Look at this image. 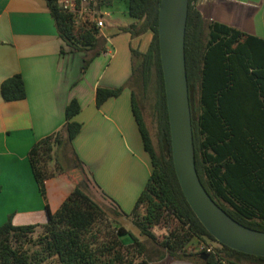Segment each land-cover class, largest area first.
Segmentation results:
<instances>
[{"label":"trees","instance_id":"16d2710c","mask_svg":"<svg viewBox=\"0 0 264 264\" xmlns=\"http://www.w3.org/2000/svg\"><path fill=\"white\" fill-rule=\"evenodd\" d=\"M45 1L65 46L90 52V57L83 58L85 74L91 62L108 48L107 39L95 28L75 25L58 0ZM198 1L189 0L185 35L197 173L211 199L232 219L264 232V40L206 20ZM113 2L100 0L102 5ZM160 2L127 0L131 22L118 30L132 40L151 33V41L144 52L130 46L131 75L123 86L96 89L98 108L118 98L125 89L131 91L132 113L152 171L130 213L112 199L110 207L116 218L130 220L138 236L88 193L85 165L73 147L82 130L75 120L82 108L77 99H72L65 108L64 127L37 141L29 151L32 175L46 203L47 221L43 225H17L10 215L0 227V264H152L167 256L190 259L191 264H264L262 257L218 243L197 219L181 190L171 155L160 59ZM106 22V28L111 27L108 19ZM60 53H65V47ZM0 91L6 103L24 100L22 75L5 79ZM149 97L153 98L154 128L144 115ZM71 171H79V176ZM58 175H67L74 190L51 212L46 183ZM158 227L167 229L162 240L153 233ZM38 229L42 230L39 235ZM124 237L131 241H123ZM194 241L197 246L218 243L220 248L211 254L189 252Z\"/></svg>","mask_w":264,"mask_h":264},{"label":"crops","instance_id":"0c3cea01","mask_svg":"<svg viewBox=\"0 0 264 264\" xmlns=\"http://www.w3.org/2000/svg\"><path fill=\"white\" fill-rule=\"evenodd\" d=\"M114 4L104 7L111 22L102 35L110 41L108 48L111 41L115 46L117 38L118 22L114 12L111 15L107 11ZM197 7L206 20L264 40V0H199ZM139 41L130 40L123 63L119 57L112 63L119 53L115 46V55L108 57L111 63L95 59L80 80L82 54L60 39L46 1L0 0V87L16 74L22 75L26 86V98L21 101L6 103L0 91V227L10 215L17 225L46 223V203L32 175L29 151L37 141L64 127L65 108L72 99L82 108L75 118L82 130L73 147L85 165L91 194L94 190L109 204L114 200L123 211L132 209L129 199L134 202L141 194L151 169L132 113L131 91L125 89L98 108L96 89L116 88L127 82L131 75L130 46L138 48ZM126 59L129 63L124 62ZM73 188L67 175L46 183L51 212Z\"/></svg>","mask_w":264,"mask_h":264},{"label":"water","instance_id":"95a60500","mask_svg":"<svg viewBox=\"0 0 264 264\" xmlns=\"http://www.w3.org/2000/svg\"><path fill=\"white\" fill-rule=\"evenodd\" d=\"M188 8L189 0H161L159 7V49L174 171L190 208L218 243L264 258V232L232 219L211 199L197 173L185 59Z\"/></svg>","mask_w":264,"mask_h":264},{"label":"rangeland","instance_id":"374dc122","mask_svg":"<svg viewBox=\"0 0 264 264\" xmlns=\"http://www.w3.org/2000/svg\"><path fill=\"white\" fill-rule=\"evenodd\" d=\"M114 5L112 6V8L111 9H106L108 12H110L111 13V15H113V13H112V11L114 12V20L115 21H117L118 23L116 24V27H115V31H116V35L115 36H117V38H116V41H115V46H116V48H117V50H119V53H118V55L115 57L116 59H115V61L113 60V62L112 63H114V62H116V61H118V57L120 58V62L119 63H123V60H122V55H124V53H128L129 52V42H130V40H132V39H130L129 38V36H128V34L127 33H124V32H121V31H119L118 30V27L119 26H125V25H128V24H130V19H129V17H128V15H127V0H114ZM121 23H123V24H121ZM118 24H120V25H118ZM118 25V26H117ZM119 35V36H118ZM123 35H126V36H123ZM113 38V37H112ZM151 38H152V34L151 33H147V34H145V35H143V36H140V41H139V45L140 46H138V48H136V49H138V50H140V51H142V52H144L146 49H147V47L149 46V43H150V41H151ZM136 39H139V38H136ZM111 47L113 48V49H115L116 50V48H115V46L113 45V43H112V41H111ZM72 51H76V50H72ZM77 53H80V54H82V57L84 58V56L85 55H87V57H90V52H87V51H85V50H82V51H76ZM124 52V53H123ZM121 53H123V54H121ZM95 59H99V63H111L110 61V58H108V57H104V56H98V57H96ZM94 59V60H95ZM93 60V61H94ZM93 61L91 62V64L93 63ZM125 63H129V61L126 59L125 61H124ZM91 64H90V66H91ZM89 66V67H90ZM99 68V67H98ZM88 70V69H87ZM87 70L85 71V73L87 72ZM98 70H102V69H98ZM131 74V73H130ZM84 75L85 74H82L81 75V78H80V80L84 77ZM153 104V98L152 97H149V99L147 100V102H146V108H145V110H144V115H145V118H146V121L154 128V122H153V116H152V112H151V105ZM146 153V152H145ZM147 154V153H146ZM143 155H144V153L141 151L140 152V157H143ZM147 156H148V154H147ZM148 161H149V157H148ZM69 163V162H68ZM70 164H71V162H70ZM149 165H150V161H149ZM150 169H151V171H152V167H151V165H150ZM71 173H73L75 176H79V171H71ZM143 176H144V173H143ZM149 178V177H148ZM148 178H147V181H148ZM147 181H146V183H147ZM146 183H145V185H146ZM145 185H144V187H145ZM144 189V188H143ZM73 190H74V188H73ZM72 190V191H73ZM143 191V190H142ZM88 193H90L91 194V192H90V189L88 188ZM91 196L98 202V203H100L103 207H104V209L110 214V216L111 217H113V218H116V215L114 214V210L112 209V207H110V204L107 202V201H105L104 199H103V197L101 196V195H99V193H98V195H95V191L93 190V194H91ZM107 196V195H106ZM140 196V194L137 196V198L135 199V201H137V199H138V197ZM42 197V196H41ZM108 197V196H107ZM110 198V197H109ZM111 198H113V197H111ZM132 200V197H130V199H129V204H130V206L132 207V209H133V206H134V204L136 203L135 201L134 202H132L131 201ZM131 201V202H130ZM128 204V203H127ZM119 205V204H118ZM120 206V205H119ZM122 209V208H121ZM132 209H130V207H128V211H124L125 213H130V211L132 210ZM123 210V209H122ZM118 219V221H119V223L121 224V225H124L125 226V228L128 230V231H131L133 234H135V235H137L138 236V234H139V232H137V230L136 229H134L130 224H129V221L130 220H126L125 218H116V220ZM113 225H114V227H117L118 225L116 224V223H113ZM41 232H42V230L41 229H38L37 230V235H39V234H41ZM153 233L159 238V240H162L163 239V237H165L166 235H167V229L166 228H164V227H158V228H155L154 230H153ZM36 235V236H37ZM35 238H37V237H35ZM141 240L142 241H144V242H146V240L144 239V238H141ZM123 241H131L130 240V238L129 237H124V239H123ZM146 244L148 245V246H150V244H148L147 242H146ZM196 245H197V241H194V242H192L191 244H190V249L188 250L189 252L191 251H196V249H195V247H196ZM207 245H209L210 247H212L213 249H215V248H220V245L218 244V243H214V242H209V244H207ZM189 262L191 263V261H190V259H184V260H177V259H174V258H172V257H169V256H167L163 261H157V260H153V262H152V264H189ZM193 263V262H192ZM46 264H51V263H46Z\"/></svg>","mask_w":264,"mask_h":264},{"label":"built area","instance_id":"2783aa9c","mask_svg":"<svg viewBox=\"0 0 264 264\" xmlns=\"http://www.w3.org/2000/svg\"><path fill=\"white\" fill-rule=\"evenodd\" d=\"M63 11L72 15L75 25L83 24L88 28L97 29L102 35L106 29V21L110 16L104 10L106 5L100 4V0H58ZM110 44L108 37H105ZM116 50L111 46L103 53L106 57H113ZM197 246V245H196ZM196 251H205L206 254L214 253V249L209 245H200Z\"/></svg>","mask_w":264,"mask_h":264}]
</instances>
